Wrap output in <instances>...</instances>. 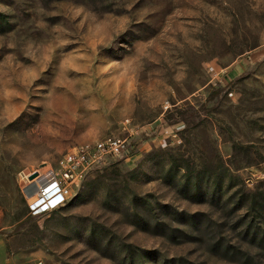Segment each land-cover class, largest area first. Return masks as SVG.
I'll list each match as a JSON object with an SVG mask.
<instances>
[{
	"label": "rangeland",
	"instance_id": "obj_1",
	"mask_svg": "<svg viewBox=\"0 0 264 264\" xmlns=\"http://www.w3.org/2000/svg\"><path fill=\"white\" fill-rule=\"evenodd\" d=\"M0 264H264V0H0Z\"/></svg>",
	"mask_w": 264,
	"mask_h": 264
},
{
	"label": "built area",
	"instance_id": "obj_2",
	"mask_svg": "<svg viewBox=\"0 0 264 264\" xmlns=\"http://www.w3.org/2000/svg\"><path fill=\"white\" fill-rule=\"evenodd\" d=\"M127 145L126 139L110 137L81 145L65 154L56 168L46 174L38 173L34 180L39 183L37 192L28 202L30 212L41 215L63 207L73 187H78L90 172L107 160L122 156Z\"/></svg>",
	"mask_w": 264,
	"mask_h": 264
},
{
	"label": "water",
	"instance_id": "obj_3",
	"mask_svg": "<svg viewBox=\"0 0 264 264\" xmlns=\"http://www.w3.org/2000/svg\"><path fill=\"white\" fill-rule=\"evenodd\" d=\"M37 176H38V174H37V173H35V174L31 175V176H30V180H34V179H35Z\"/></svg>",
	"mask_w": 264,
	"mask_h": 264
}]
</instances>
